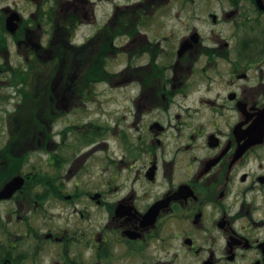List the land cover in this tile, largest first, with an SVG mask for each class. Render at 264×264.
I'll use <instances>...</instances> for the list:
<instances>
[{
  "label": "flooded vegetation",
  "instance_id": "1",
  "mask_svg": "<svg viewBox=\"0 0 264 264\" xmlns=\"http://www.w3.org/2000/svg\"><path fill=\"white\" fill-rule=\"evenodd\" d=\"M30 3L0 10V264H264V0Z\"/></svg>",
  "mask_w": 264,
  "mask_h": 264
},
{
  "label": "rangeland",
  "instance_id": "2",
  "mask_svg": "<svg viewBox=\"0 0 264 264\" xmlns=\"http://www.w3.org/2000/svg\"><path fill=\"white\" fill-rule=\"evenodd\" d=\"M5 7H10L19 11L23 16L27 17L30 12L33 11L34 7L31 5L30 0H0V10ZM30 63V62H29ZM27 63V67L29 65ZM24 65V56L22 54L15 56L14 53L11 54V65ZM109 67L111 71H118V67L120 66L118 62V57L114 58V60L109 61ZM26 67V69H27ZM97 94L96 97L102 106V114H100L97 119L106 124L107 126L113 127L115 123V118L117 116L116 111L118 109V90H110L109 86H100L96 89ZM92 112H95V106H91ZM43 160V172H49L50 169L47 165H45L44 157H41Z\"/></svg>",
  "mask_w": 264,
  "mask_h": 264
},
{
  "label": "trees",
  "instance_id": "3",
  "mask_svg": "<svg viewBox=\"0 0 264 264\" xmlns=\"http://www.w3.org/2000/svg\"><path fill=\"white\" fill-rule=\"evenodd\" d=\"M96 63H98V62H96ZM38 64L41 65V67H38L39 70H41L43 67H46L42 63L37 61L36 59H33L29 63V65L27 67V72L25 73L24 76H22L23 74L19 75L17 73H14L12 70L11 77L8 78L10 81V84L12 86H18L20 84H24L27 86L25 96H26V102L28 103V106H26V113L25 114H26V121L28 124L34 123L37 121L35 118V114L33 113L34 108L32 105L38 101L49 103L50 97H51L50 91H44L43 95L41 94L42 95L41 97L36 98L38 91L36 90L35 87L38 85V81L40 79V76L36 73V71L38 69V68L36 69V66ZM69 67H70V65H69ZM74 69L77 70L78 67H74ZM109 77L110 76L100 66L98 68V74H97L98 81H102V80L107 81L110 79ZM85 80H87V79H85ZM46 85L49 86L48 83H46L45 86ZM19 91L22 92V90H19Z\"/></svg>",
  "mask_w": 264,
  "mask_h": 264
},
{
  "label": "water",
  "instance_id": "4",
  "mask_svg": "<svg viewBox=\"0 0 264 264\" xmlns=\"http://www.w3.org/2000/svg\"><path fill=\"white\" fill-rule=\"evenodd\" d=\"M18 17L16 15L10 17L7 21V29L9 32L13 33L16 30V25L14 24V21H17Z\"/></svg>",
  "mask_w": 264,
  "mask_h": 264
}]
</instances>
